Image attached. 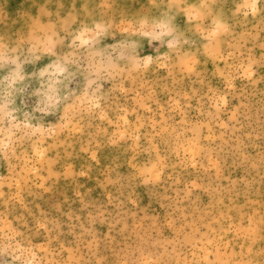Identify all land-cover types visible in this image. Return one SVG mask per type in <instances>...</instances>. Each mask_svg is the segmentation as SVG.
Instances as JSON below:
<instances>
[{"label":"clouds","instance_id":"clouds-1","mask_svg":"<svg viewBox=\"0 0 264 264\" xmlns=\"http://www.w3.org/2000/svg\"><path fill=\"white\" fill-rule=\"evenodd\" d=\"M252 2L0 0V264H264V65L255 84L233 69L241 86L229 91L210 54L232 52L230 64L264 54V0L255 14ZM217 19L228 31L209 38ZM174 85L202 89L197 101L209 87L226 95L217 120L228 127L210 142L215 179L161 150L152 181L140 172L156 162L147 140L97 149L109 135L101 111L149 92L162 99ZM193 177L204 187L186 196ZM220 209L222 242L203 243Z\"/></svg>","mask_w":264,"mask_h":264},{"label":"snow or ice","instance_id":"snow-or-ice-1","mask_svg":"<svg viewBox=\"0 0 264 264\" xmlns=\"http://www.w3.org/2000/svg\"><path fill=\"white\" fill-rule=\"evenodd\" d=\"M246 7L255 14L257 5L254 0ZM227 31L228 26L217 19L214 21V28L209 33V38H216L220 33ZM234 47L239 48L241 45L237 42ZM261 48L264 49V44L261 45ZM210 54L214 59H219L224 63L225 67L217 69L216 74L223 82V88L229 91H235L237 86L233 69L239 73L241 80H248L255 84L256 66L264 65V54L257 60L250 52L246 61L241 60L236 64L229 63V58L233 56L232 52H229L228 56L225 57L219 48H212ZM182 63L187 72L194 71L195 61L192 58H187ZM261 71H264V68ZM261 79L264 80V76ZM199 92H202V89L189 92L186 87L174 85L173 90L167 96V103H161L160 99L153 100L150 92L147 97L137 96L131 102L122 104L121 101H117L115 106V130L112 131L110 136H105V140L97 145V149L102 147L104 143L119 145L124 142L131 143L135 148L142 146L147 140L151 151L156 153V162L150 168L141 169L140 172L142 175L147 173V177L152 181L160 179L164 167L163 160L165 157L160 155L161 150L174 153L180 159L183 167L197 169L203 167V161L206 160L207 166L204 167V171L215 168L217 175H220L219 164L217 160H213L210 151V142L216 139L217 128L214 126L213 120H217V114L224 110L227 104L226 95L218 89L209 87L206 98L197 101L196 96ZM193 103L196 105L195 111L199 113L195 117L192 116ZM205 108L208 109L207 113L204 111ZM130 110L131 114L136 117L135 122L130 118ZM100 118L102 120L107 119L109 124H113V121L109 120L103 111L100 112ZM236 118L237 112L234 110L229 119L236 120ZM217 123L220 129L228 127L223 120H217ZM205 131H207V135H205ZM220 135L222 137L223 132ZM97 138L99 139V137ZM84 151L90 152L91 160H96L97 150L89 148L84 149ZM38 155H42V153H38ZM81 174L83 175V173ZM65 175H71L70 165L65 169ZM203 187L197 179H191V183L185 186V195L188 196L193 190ZM224 218L225 212L220 209L209 219V232L206 233L208 239L202 241L203 243L212 245L213 243L219 244L222 242V237L216 235V225L222 224ZM169 226H172L171 222H169ZM229 228L248 238L253 235V232L249 228L243 227L242 224L234 222L229 225Z\"/></svg>","mask_w":264,"mask_h":264},{"label":"rangeland","instance_id":"rangeland-1","mask_svg":"<svg viewBox=\"0 0 264 264\" xmlns=\"http://www.w3.org/2000/svg\"><path fill=\"white\" fill-rule=\"evenodd\" d=\"M257 55H258V53H257ZM220 67H223V64L222 63L220 64ZM208 71H209V73H211L212 71H214V66L211 64V62H209ZM237 86L238 87L241 86L240 83H239V81H237ZM186 90L190 92L191 89L189 88V89H186ZM167 99H168V97L167 96H164L162 99H160V101H161V103H167ZM121 103L123 104L125 102L124 101H121ZM195 107H196V105H195V103H193L192 104V108H193L192 116L193 117H195L196 115H198V113L195 111ZM129 115H130L131 120L133 122H135L136 117L131 114V110L129 111ZM108 119L113 121V124H109L108 121H105V130H107V132H108V134L110 136L111 133H112V131L115 130V128H114V124H115V120H116V114H115V112L112 113L111 115H109L108 116ZM218 128H219V126H217V131L215 133L216 137L220 134L219 131H218ZM205 135H207V131H205ZM77 151H80L79 146H77ZM106 154L107 153H104V155H106ZM81 155L84 156L85 153L81 152ZM182 155H183V153H182ZM87 158H90V153L87 154ZM213 160H216L215 157H213ZM83 162L84 161L83 160H80V159H76V160L69 161L70 164L75 163L77 171L80 170V164H82ZM203 163L205 164V166H207V161L206 160L203 161ZM210 171H211L212 178L215 179L217 177V172H216L215 168L211 169ZM227 178H228L227 176H224V179L225 180H227ZM193 179H195V177H193ZM232 179H236V177L233 176ZM186 183H189L190 184L191 183V180L186 181Z\"/></svg>","mask_w":264,"mask_h":264}]
</instances>
